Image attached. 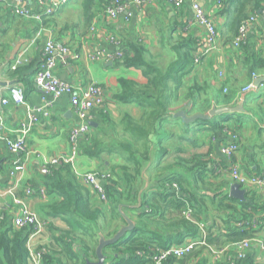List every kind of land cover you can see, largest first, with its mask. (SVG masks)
<instances>
[{"label": "crops", "instance_id": "1", "mask_svg": "<svg viewBox=\"0 0 264 264\" xmlns=\"http://www.w3.org/2000/svg\"><path fill=\"white\" fill-rule=\"evenodd\" d=\"M58 1L60 0H46V4L41 6L36 0H28L24 8L38 14ZM106 1L96 0L91 3L94 7L90 11V19L85 16V0H71L55 16H42L41 19L34 20L15 16L10 10L15 6L13 0H0V83L5 84L0 87V227H13L19 210L15 198H26L29 208L47 224V227L44 224L41 233L34 238L30 230L28 248L33 261L38 258V251L50 245L53 238L48 222L41 212L50 197L35 196L46 191L41 169L53 160L70 156V133L80 125L70 96L53 99L34 81L37 70L46 59V43L56 39L79 53L78 59L70 58L67 61L57 54L54 75L60 82L75 88L96 85L101 89L103 104L90 111L91 132L79 142L80 145H87L89 151L95 154L100 150V155H88L80 149L72 165L79 183L94 199L97 196L83 177L113 168L119 171L118 166L126 162L127 154L121 150L119 152L123 156L109 154L107 148L114 147L117 141L121 142L124 137H128L124 130L126 118L140 122L144 117V110L138 104L116 99L122 93L120 79L145 81L142 71L124 66L121 53L125 48L137 45L145 50L148 58L161 60L163 69L166 70L170 61V44L191 38L195 42V52L198 49L196 42L202 31L194 23V0H185L180 10L172 7L166 0H155L143 9L130 7L125 15L114 20L108 18L102 10ZM199 1L208 18L218 28L219 47L204 58L200 66L190 70L183 80V94L190 90L191 84L196 83L204 87L207 93L203 96L208 98L205 102L206 114L214 107L234 108L240 104H243V112L212 118L208 121L211 124L196 122L187 125L174 119L178 113L176 111L164 123L161 134L164 138L161 143L158 138L154 140L156 145L160 144L162 156H153L152 161L144 166L146 178L141 184L150 186V190L145 192L147 199L162 192L164 185L161 180L171 175L185 180L182 185L184 193L179 190L181 196L189 197L191 192L209 197L230 194L233 186L232 164L222 153L225 147L233 143L230 134L236 135L240 140L235 163L239 164L241 171L247 175L264 177V86L254 87V81L264 77V0H259L258 11L255 13L257 21L250 26L246 43L239 48L233 45L238 33V20L231 0H224L221 5L217 0ZM247 13L251 17L253 9H248ZM14 65L30 67L15 74L11 70ZM250 84L253 89L244 92ZM17 87L24 91L25 103L21 105L13 103L9 95V90ZM216 97L222 99L217 100ZM224 98L232 102L228 106L216 104ZM2 99H7L9 103L3 105ZM20 140L25 142V152H11L8 144ZM181 159L183 165H177ZM198 160L207 163L204 173L191 171L190 162ZM22 162L23 171L15 172V167ZM200 176L204 177L203 181L197 180ZM121 181L124 180L121 178ZM28 188L35 194L30 198L25 196ZM165 190L167 191L166 187ZM169 190L178 194L175 190ZM246 191L257 200L258 209L254 216L263 224L257 230L260 233L251 239L261 238L264 241V193L257 189ZM141 193L143 192L138 193L137 204L131 212H125L127 216L123 214V217L131 219L134 228L138 214L146 209L138 206ZM215 209L210 206V212L204 214V220H210L209 217L213 219ZM118 222L116 235L128 226L126 220L125 224ZM51 224L63 226L57 220H49V225ZM103 237L107 240L114 238ZM249 253L254 254L259 263L264 262V255L257 246L254 245ZM199 257L207 258L209 264H213L210 259H215L209 258L206 253L204 257ZM195 261L196 259L192 262Z\"/></svg>", "mask_w": 264, "mask_h": 264}, {"label": "trees", "instance_id": "2", "mask_svg": "<svg viewBox=\"0 0 264 264\" xmlns=\"http://www.w3.org/2000/svg\"><path fill=\"white\" fill-rule=\"evenodd\" d=\"M94 1L96 0H85L87 19L92 18L90 11L94 7L91 6ZM111 1L107 0L102 10H105ZM231 2L237 12V28L250 17L247 13L248 9H253L252 16H256L259 0H231ZM10 10L18 16L15 13V6H12ZM58 11L59 9L48 17L55 16ZM199 37L200 39L196 42L197 47L201 43V35ZM53 40L58 45L68 47L56 39ZM194 45L195 42L191 38L170 44V61L166 65V70L163 69L161 60L154 57L148 58L145 50L137 45L125 48L121 53L124 66L142 71L145 81L120 79L122 93L116 99L138 104L144 110V117L140 122L126 118L124 130L128 137H124L121 142L117 141L114 147L107 148L109 154L122 155L119 152L121 150L128 157L124 164L118 166L119 171L113 168L99 174L107 202H101L98 198L94 199L89 195L79 183L70 164L57 165L51 168L50 175H43L42 181L46 191L34 195L40 198L50 197V201L41 212L48 222L53 238L50 245L38 251L41 264L97 263L100 236L113 238L116 235L118 221L125 224L123 214L131 212L137 204L139 192L143 193L139 195L138 206L146 209L138 214L135 228L127 237L104 249V264H209L207 258L199 259L201 255L204 257V253L209 258L213 257L208 247H198L182 259L169 257L160 263L156 260L163 251L171 246L183 244L188 238L200 241L203 235L198 224L208 223L210 224L205 225L207 246L217 251L225 250V253L219 255L217 259H210L213 264H264V262L259 263L254 254L249 253L251 249L245 259H238L235 247L236 244L250 240L260 233L257 230L243 229L239 227L240 223L256 220L259 228L263 227L260 220L254 216L257 213L258 204L250 192L246 195L247 200L243 202L234 199L230 194H215L209 197L191 192L189 197H185L181 196V193L177 194L169 190L175 184L180 192L184 193L182 185L185 180L171 175L161 180L164 185L163 191L147 199L145 192L150 190V186L141 184L146 178L145 164L152 161L155 155L162 156L163 150L154 140L158 138L161 143L164 138L161 135L164 123L179 112L178 110H185L189 115L206 114L205 102L208 98L203 97L207 95L204 87L193 83L190 90L183 94V80L193 67L197 68L202 64L194 65L196 53ZM28 67L30 66L22 65L16 70H11L19 74L21 69ZM224 93L226 94L227 91ZM216 99L222 98L216 97ZM227 100L228 98H224L216 104L228 106L232 101ZM80 149L88 155L97 157L100 155L98 154L100 150H97L95 154L89 151L85 144H79V152ZM190 164L191 171L197 170L202 173L207 167V163L200 160L191 161ZM177 165L182 166L183 160H179ZM121 178L124 181H121ZM203 179L204 177L200 176L197 180L203 181ZM34 195L29 196L25 193L27 198ZM210 206L216 208L214 210L216 214L213 219L209 217L210 220H204V214L210 212ZM187 207L193 210V221L183 216ZM49 220H57L63 226L49 225ZM43 223L47 227L45 221ZM29 235V229L20 230L14 226L2 225L0 227V264H34L28 248ZM194 259L196 261L192 262Z\"/></svg>", "mask_w": 264, "mask_h": 264}, {"label": "built area", "instance_id": "3", "mask_svg": "<svg viewBox=\"0 0 264 264\" xmlns=\"http://www.w3.org/2000/svg\"><path fill=\"white\" fill-rule=\"evenodd\" d=\"M38 4L44 6L46 0H36ZM71 0H60L55 2L51 7H48L42 14H35L31 10L24 8L26 0H13L15 4V13L18 16L24 17L26 19H41V16H52L54 12L60 9L61 6L70 3ZM155 0H112L110 5L104 10V14L110 19H117L122 15L127 13L130 7H135L137 9H143L149 3ZM172 7L180 10L185 0H166ZM223 0H217V3L221 5ZM194 11V23L202 31L201 43L198 50L195 53L194 65L198 66L202 63V60L207 56L211 55L219 47V32L215 23L208 18L206 11L200 5L199 0H194L192 5ZM257 21V16H251L244 20L239 28L238 33L233 40V45L235 48L241 47L247 40V34L250 26ZM113 42H116L112 39ZM62 56L64 61L68 59H78L79 53L74 52L70 47L58 45L54 40H49L45 46V61L39 67L35 74L34 81L37 86L48 96L53 99H60L64 96H70L71 105L80 119V125L73 128L70 133V141L72 145L70 156H65L60 160H53L51 163L46 164L42 167L41 173L43 175H50L51 168L64 164L73 165L76 157L79 154V142L82 138L86 137L91 132L90 127V111L96 107H100L103 104V97L101 94V89L96 85H89L87 87H73L70 84L60 82L54 75L55 68L57 66V54ZM121 57V55H118ZM96 59V56H94ZM18 65H14L11 69L16 70ZM253 89V85L250 84L245 88L244 92H249ZM10 99L16 105H21L25 103L24 91L22 88H11L9 90ZM9 102L7 99H2V104L7 105ZM1 121V116H0ZM232 135L233 143L222 150V153L231 161V181L232 185L238 184L243 189H257L264 193V177L251 176L245 174L240 169L238 163H235L236 155L240 150V140L234 134ZM8 148L11 152H21L24 153L26 150L25 142L20 140L14 143L8 144ZM23 162L15 167V172L23 171ZM100 173L87 174L83 177L87 185L92 187L93 192L101 202H107V196L102 187V179L99 178ZM172 190L179 192L177 185L172 186ZM26 194L31 196L33 191L28 188ZM15 203L18 205V214L14 219L13 226L17 229H29L32 233V238L39 235L43 228V223L39 215L33 212L24 198H15ZM193 210L187 207L183 212V216L193 221L192 219ZM206 224H198L200 230L202 231L203 238L200 241H195L193 238H188L183 244L174 245L169 247L166 251H163L161 255L156 258L158 263L169 258L174 257L178 259L185 258L191 254L198 247H208V251L212 254L215 259L225 253V250L217 251L206 244ZM239 227L248 230H258L259 223L256 220H250L239 224ZM257 246L262 255H264V241L261 238L245 240L239 244H236L238 252V259H245L248 251L253 247ZM34 264H41V258L38 256L34 260Z\"/></svg>", "mask_w": 264, "mask_h": 264}, {"label": "water", "instance_id": "4", "mask_svg": "<svg viewBox=\"0 0 264 264\" xmlns=\"http://www.w3.org/2000/svg\"><path fill=\"white\" fill-rule=\"evenodd\" d=\"M1 86H5V84L0 83V87ZM260 86H264V77L257 78L254 81L255 88H259ZM242 101L243 102L245 101V95L242 96ZM236 112H243V104H240L239 106L234 107V108L214 107L211 111H209L208 114H205V115L198 114L192 117H188L186 112L180 111L174 116V119L181 120L183 123L189 125V124L196 123V122H208L212 118L219 117L225 114L236 113ZM246 194H247V191L245 189H242V187L238 184L233 185L230 190L231 197L241 202L245 201ZM124 218L128 226L124 227L113 239L107 240L103 236L101 237L99 246L97 248V255L99 258V262L97 263L87 262L86 264H104L105 262V257L103 254L104 249L108 246L113 245L114 243L119 241L121 238L125 237L129 232H131L134 229V223L131 221V219L126 216H124Z\"/></svg>", "mask_w": 264, "mask_h": 264}, {"label": "rangeland", "instance_id": "5", "mask_svg": "<svg viewBox=\"0 0 264 264\" xmlns=\"http://www.w3.org/2000/svg\"><path fill=\"white\" fill-rule=\"evenodd\" d=\"M42 217H44V216H42ZM42 223H43V221H42ZM116 224V223H115ZM43 226H44V223H43ZM119 228V227H118Z\"/></svg>", "mask_w": 264, "mask_h": 264}]
</instances>
